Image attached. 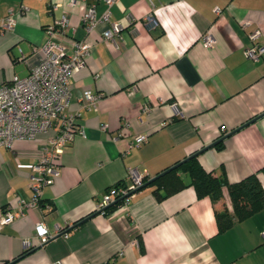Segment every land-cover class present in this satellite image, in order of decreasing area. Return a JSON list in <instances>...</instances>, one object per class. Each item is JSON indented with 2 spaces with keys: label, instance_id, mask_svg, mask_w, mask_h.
<instances>
[{
  "label": "crops",
  "instance_id": "1",
  "mask_svg": "<svg viewBox=\"0 0 264 264\" xmlns=\"http://www.w3.org/2000/svg\"><path fill=\"white\" fill-rule=\"evenodd\" d=\"M91 2L101 15L103 0H0V18L9 9L15 18L0 34V83L39 61L45 26L63 12L75 27L67 34L90 44L85 65L70 77L64 109L84 134L60 154L59 173L39 205L0 229V264H264V207L218 231L215 211L224 204L231 210L226 189L214 202L192 186L160 199L145 185L109 213L96 209L108 188L128 181L129 167L152 179L223 135L221 148L198 154L206 170H223L233 182L264 166V53L257 60L244 55L252 29L264 44V0H116V43L102 38L104 21L83 29ZM149 12L158 21L153 29L142 20ZM207 33L211 46L203 43ZM85 89L100 95L96 107L86 105ZM52 134L0 147V215L31 194L32 166ZM136 134L146 140L129 145ZM39 219L52 234L43 243L35 237ZM65 225L67 235L58 234Z\"/></svg>",
  "mask_w": 264,
  "mask_h": 264
},
{
  "label": "built area",
  "instance_id": "2",
  "mask_svg": "<svg viewBox=\"0 0 264 264\" xmlns=\"http://www.w3.org/2000/svg\"><path fill=\"white\" fill-rule=\"evenodd\" d=\"M74 1L70 0V4ZM103 1L106 7L99 16L96 15L95 2L86 6L81 16L82 27L86 32H90L97 22L104 21L107 27L101 34L102 38L116 43V38L122 31L121 23L110 19V7L116 0ZM24 8L20 6V12L24 11ZM215 10L218 12L219 8ZM142 20L148 29L158 26L152 12L144 15ZM14 22V13L9 9L8 14L0 18V34L11 30ZM74 28L69 25L68 14L63 12L45 26L46 39L40 47L42 55L39 61L25 76L14 75L9 82L0 83V147L8 146L14 138H32L37 133L53 130L46 146L40 152L38 161L32 166L33 172L29 183L31 194L18 197L13 205L4 209L0 215V229L24 214L26 209L39 205L43 188L50 185L59 173L60 154L76 133L84 134L83 129L76 125L74 115L64 112L71 97L70 77L75 69L85 65L90 48L86 40L76 39L67 34L68 31L72 34ZM260 34L258 28L248 32L252 44L244 48V55L247 58L257 60L264 53V44L258 41ZM202 39L206 46L213 43L209 33ZM68 44L70 52L67 51ZM19 53V58L24 59L21 49ZM99 96L90 89L83 91V99L90 107H96ZM144 140L145 134H136L129 145L140 144ZM127 178L128 181L115 184L105 191L96 205L97 210L103 212L117 196L123 197L126 203L133 191L142 183L143 174L129 167ZM69 226L57 227L58 234L66 236L68 233L66 229ZM35 237L39 243L52 237L42 219L35 222ZM48 264H62V261L56 259Z\"/></svg>",
  "mask_w": 264,
  "mask_h": 264
},
{
  "label": "trees",
  "instance_id": "3",
  "mask_svg": "<svg viewBox=\"0 0 264 264\" xmlns=\"http://www.w3.org/2000/svg\"><path fill=\"white\" fill-rule=\"evenodd\" d=\"M212 147L221 148L222 140L216 142ZM203 148L165 167L157 173L153 180L143 175L142 183L138 189L150 185L153 187L154 194L161 199L183 187L192 186L198 197L207 196L214 202L222 199L223 189H226L231 210H228V207L224 204L221 209L215 211L217 229L222 231L235 221L242 220L264 207V184H262L259 177V173L264 175V166L258 171L232 182L228 180L223 170L219 175H216L211 170H206L203 167L198 160V154L207 149ZM121 182L123 181H118L115 184ZM124 203V198L117 196L113 202L104 208L103 213H109ZM83 219L74 222L71 227H75Z\"/></svg>",
  "mask_w": 264,
  "mask_h": 264
},
{
  "label": "water",
  "instance_id": "4",
  "mask_svg": "<svg viewBox=\"0 0 264 264\" xmlns=\"http://www.w3.org/2000/svg\"><path fill=\"white\" fill-rule=\"evenodd\" d=\"M253 119H254V118H253ZM253 119H250V120H253ZM250 120H249V121H250ZM247 122H248V121H247ZM234 130H235V129H234ZM234 130L230 131V132L227 133V134H230V133L233 132ZM224 136H225V135H223V136L219 137L218 139L214 140L212 143H210L208 146L204 147L203 149L208 148L209 146L214 145L216 142L222 140V138H223ZM153 178H155V177H153ZM153 178L150 179V180H153ZM138 188H139V186H138L136 189H138ZM136 189H135V190H136Z\"/></svg>",
  "mask_w": 264,
  "mask_h": 264
}]
</instances>
